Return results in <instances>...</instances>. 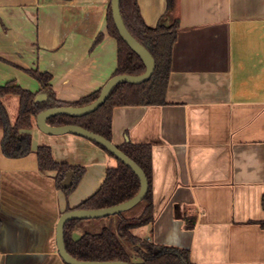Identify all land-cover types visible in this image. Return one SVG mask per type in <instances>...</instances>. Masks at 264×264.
<instances>
[{
    "label": "crops",
    "instance_id": "1",
    "mask_svg": "<svg viewBox=\"0 0 264 264\" xmlns=\"http://www.w3.org/2000/svg\"><path fill=\"white\" fill-rule=\"evenodd\" d=\"M110 1L0 0V86L37 94L27 71H38L52 77L62 102L101 90L117 68ZM137 5L147 26L178 20L179 29L165 104L112 111L114 145L151 149L153 223L133 234L187 250L191 264H264V0H175L168 14L165 0ZM0 102L13 125L19 98ZM28 133L30 153L7 158L0 129V264H65L55 243L59 217L91 197L116 161L82 137L45 135L35 118ZM39 147L83 168L69 195L57 172L38 169ZM94 222L81 221L71 238Z\"/></svg>",
    "mask_w": 264,
    "mask_h": 264
},
{
    "label": "trees",
    "instance_id": "2",
    "mask_svg": "<svg viewBox=\"0 0 264 264\" xmlns=\"http://www.w3.org/2000/svg\"><path fill=\"white\" fill-rule=\"evenodd\" d=\"M165 1V14H168L173 11L175 0ZM120 13L130 34L154 58L153 75L148 81L140 85L126 83L117 85L106 102L89 115L80 118L55 116L47 120L49 125H78L111 141V118L114 108L165 104L172 48L179 29L178 20L168 26L160 22L156 27H149L143 22L137 0H120ZM106 24L108 34L117 41V68L113 76L143 74L145 67L142 61L118 34L112 19L111 4L108 7ZM101 39L102 34H99L94 46L99 44ZM27 73L40 84L39 93L33 94L12 83L0 86V98L5 95H15L19 98V112L13 125L10 124L7 113L0 102V129L4 132L1 151L7 158H20L30 153L31 136L28 131L32 128L33 118H36L40 112L54 107L85 106L93 103L100 93L98 90L74 103L62 102L55 97L50 84L52 77L49 74L38 71H27ZM38 94H45L46 99L40 102L36 101L35 98ZM97 146L104 150L101 146ZM118 149L141 168L148 180V192L145 198L135 206H141L140 213L132 217L126 216V213L115 215L117 223L114 228L104 227L101 232L94 234L86 232L78 240H73L71 233L81 221L73 220L66 223L64 240L67 252L73 258L82 261H119L130 264H191L187 250L157 245L132 233L134 229L153 223L151 149L149 146H134L128 143L118 147ZM104 151L115 159L116 166L106 169L105 180L100 188L75 209L109 208L128 201L138 193L140 183L134 173L106 150ZM36 157L39 170L57 172L56 184L58 188H61L60 184L68 171L75 170L77 172L73 186L63 190L66 196L69 195L82 176L83 168L55 162L48 147H39L36 151ZM262 207L264 209V196ZM133 259L138 261L134 262Z\"/></svg>",
    "mask_w": 264,
    "mask_h": 264
},
{
    "label": "water",
    "instance_id": "3",
    "mask_svg": "<svg viewBox=\"0 0 264 264\" xmlns=\"http://www.w3.org/2000/svg\"><path fill=\"white\" fill-rule=\"evenodd\" d=\"M111 12L114 25L118 31L120 38L123 42L135 53L142 61L145 71L141 75H116L111 77L107 83L100 90L98 98L91 104L81 106V107H54L49 108L40 112L36 118L37 128L48 136H61L65 134H71L75 136L87 139L110 153L118 161L127 166L134 175L138 178L140 183V188L138 193L129 199L128 201L121 203L116 206H112L105 209H73L64 212L60 217L55 229V243L56 249L59 257L65 264H130L126 262L112 261V262H96V261H82L77 260L69 255L65 247L64 240V227L66 223L73 220H96L101 218H107L111 216L118 215L120 213H125L136 205H138L146 196L148 192V180L141 170V168L127 157L122 151L118 149L111 141L105 139L104 137L97 135L81 126L78 125H63V126H51L47 123L49 118L55 116H69L74 118L84 117L95 112L99 107H101L109 97L112 90L119 84H131L140 85L148 81L153 75L155 69V61L149 51L141 45L127 30L121 13H120V0H111ZM46 99L45 94H38L35 98L36 101H43ZM75 176V171H68L65 174L64 180L61 182V189H70L73 185V179Z\"/></svg>",
    "mask_w": 264,
    "mask_h": 264
},
{
    "label": "rangeland",
    "instance_id": "4",
    "mask_svg": "<svg viewBox=\"0 0 264 264\" xmlns=\"http://www.w3.org/2000/svg\"><path fill=\"white\" fill-rule=\"evenodd\" d=\"M140 209H141V206L140 207H134L132 208L131 210L125 212L126 216H129V217H132V216H136L137 214L140 213ZM96 222V224H83V226L81 227V229H83V234L88 232V233H99L101 232V230L104 228V227H111V228H114L116 226V223H117V217L115 218L114 216H111V218H101V219H96L94 220ZM85 223H89V222H85ZM87 225V226H86ZM136 229H134L132 231V233H136L135 231ZM74 238H77L75 235L73 236Z\"/></svg>",
    "mask_w": 264,
    "mask_h": 264
}]
</instances>
